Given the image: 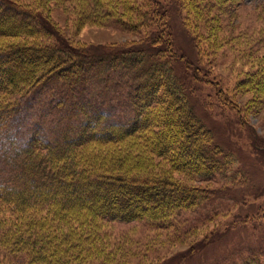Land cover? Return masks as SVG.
<instances>
[{
  "label": "trees",
  "instance_id": "obj_1",
  "mask_svg": "<svg viewBox=\"0 0 264 264\" xmlns=\"http://www.w3.org/2000/svg\"><path fill=\"white\" fill-rule=\"evenodd\" d=\"M30 3L0 0V123L10 134L2 151L10 173L0 177V264H84L82 256L94 250L89 228L96 218L143 222L180 237L196 228L182 229L179 214L211 203L215 192L202 182L220 175L250 181V172L196 114L190 85L175 72L176 51L160 23V0L149 3L156 16L143 18L156 25L149 42L97 52L70 45L40 6ZM89 8L102 9L103 17L112 12L102 0H89ZM262 66L254 81L249 77L240 85L264 93L257 80L264 76ZM100 67L120 69L136 82L127 123H104L105 115L95 113L54 141L39 134L17 138L8 129L25 99L48 82L72 88ZM216 87L224 103H233L226 88ZM174 173H186L193 183ZM261 256L249 251L241 264H264Z\"/></svg>",
  "mask_w": 264,
  "mask_h": 264
},
{
  "label": "rangeland",
  "instance_id": "obj_2",
  "mask_svg": "<svg viewBox=\"0 0 264 264\" xmlns=\"http://www.w3.org/2000/svg\"><path fill=\"white\" fill-rule=\"evenodd\" d=\"M23 1L39 5L64 40L88 51L141 46L157 31L151 19H143L148 14L156 16L150 0H102L112 11L107 17L102 9L89 8V0ZM160 1L165 6L160 23L164 22L176 51L174 69L190 85L196 114L211 128L216 142L237 156L251 178L234 183L220 175L202 182L215 193L208 206L179 214L182 229L196 228L180 237L143 222L96 218L89 228L94 250L86 258L84 254L82 262L241 264L249 251L264 253V93L251 90L250 83H239L249 77L254 81L252 75L264 65V0H205L206 7L201 0ZM89 75L72 88L57 79L48 82L25 99L16 117L7 121L8 129L17 138L39 134L54 141L66 132L72 134L95 113L105 115L104 123H127L134 115L135 80L111 67H100ZM257 80L264 83V76ZM216 86L226 88L233 103H224ZM6 132V124L0 123V177L10 173L2 153L10 135ZM174 176L193 183L186 173ZM213 212L217 214L209 219Z\"/></svg>",
  "mask_w": 264,
  "mask_h": 264
}]
</instances>
